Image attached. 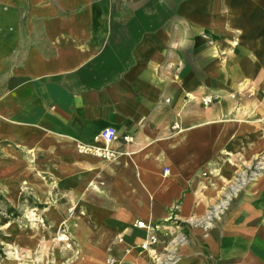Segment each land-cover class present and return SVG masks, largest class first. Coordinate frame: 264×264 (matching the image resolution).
<instances>
[{
  "label": "crops",
  "instance_id": "obj_1",
  "mask_svg": "<svg viewBox=\"0 0 264 264\" xmlns=\"http://www.w3.org/2000/svg\"><path fill=\"white\" fill-rule=\"evenodd\" d=\"M255 160L264 0H0V193L66 264H264Z\"/></svg>",
  "mask_w": 264,
  "mask_h": 264
},
{
  "label": "rangeland",
  "instance_id": "obj_2",
  "mask_svg": "<svg viewBox=\"0 0 264 264\" xmlns=\"http://www.w3.org/2000/svg\"><path fill=\"white\" fill-rule=\"evenodd\" d=\"M257 162L262 166L260 170L264 169V162L255 160L250 167L252 171L255 170L254 167ZM238 183L239 177L231 182L234 185ZM230 194L234 195L232 191ZM8 205H12L11 202L1 194L0 215L1 219L5 217L7 220L0 225V246L3 252L0 256V264H66L64 251L71 249V241L59 240V234L62 233L57 234L56 232L55 235L38 243L37 240L32 239L34 238L33 233H36L37 224L33 223L31 209L22 208L23 215H27L26 217H22V214L12 217L11 213L6 212ZM15 208L21 212L20 208ZM209 224L207 223L208 226Z\"/></svg>",
  "mask_w": 264,
  "mask_h": 264
},
{
  "label": "built area",
  "instance_id": "obj_3",
  "mask_svg": "<svg viewBox=\"0 0 264 264\" xmlns=\"http://www.w3.org/2000/svg\"><path fill=\"white\" fill-rule=\"evenodd\" d=\"M204 104L210 103L212 102V98L210 97H206L204 99ZM177 125H174V128H177ZM117 138V132L116 129L109 126V127H105L104 129H102L100 131V133L97 136V140L99 142L102 143V145H87V144H78L77 145V149L78 151L82 152V153H91L93 155H96L100 158L103 159H113L116 156V153L111 149L110 144L116 140ZM124 139L126 141L130 140V137L128 136H124ZM262 168L261 164L259 162L256 163L254 169L256 171H259ZM211 217V214L208 215L207 220H209ZM207 222V221H206ZM207 225V223H206ZM135 226L140 227V228H144L150 232L153 231L154 226H152L151 224H146L143 221H137ZM63 240H69L68 237L65 236V239ZM158 243V237L155 233H151L148 236V239L146 241H144L141 244V248L144 250H149V251H154V247L153 245ZM67 246H69V244H67ZM172 257L167 256L166 258L162 259V258H157L156 257V263L157 264H168L169 262H171ZM108 262H112L111 259H108Z\"/></svg>",
  "mask_w": 264,
  "mask_h": 264
},
{
  "label": "trees",
  "instance_id": "obj_4",
  "mask_svg": "<svg viewBox=\"0 0 264 264\" xmlns=\"http://www.w3.org/2000/svg\"><path fill=\"white\" fill-rule=\"evenodd\" d=\"M1 196V194H0ZM12 217H17L20 215V211L18 209H16L15 207H13L12 205H8L7 207V211ZM6 218L4 217L3 219H1V215H0V225L3 224L4 222H6ZM2 248L0 246V256L2 255Z\"/></svg>",
  "mask_w": 264,
  "mask_h": 264
},
{
  "label": "bare ground",
  "instance_id": "obj_5",
  "mask_svg": "<svg viewBox=\"0 0 264 264\" xmlns=\"http://www.w3.org/2000/svg\"><path fill=\"white\" fill-rule=\"evenodd\" d=\"M59 240H63V239H65V235L64 234H59V238H58Z\"/></svg>",
  "mask_w": 264,
  "mask_h": 264
}]
</instances>
